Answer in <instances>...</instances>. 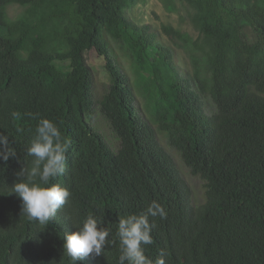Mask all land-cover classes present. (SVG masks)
<instances>
[{"label": "trees", "instance_id": "1", "mask_svg": "<svg viewBox=\"0 0 264 264\" xmlns=\"http://www.w3.org/2000/svg\"><path fill=\"white\" fill-rule=\"evenodd\" d=\"M165 1L188 12L196 38L170 24H136L126 15L134 0H0V132L16 150L0 158V264H71L64 237L89 215L114 243L77 264H118L119 219L152 201L167 212L150 217L154 243L143 247L153 262L264 264V0ZM9 4L26 12L10 17ZM93 48L111 76L100 105L120 139L116 151L89 121L94 78L85 52ZM177 49L191 68L178 64ZM41 117L70 141L67 170L51 183L71 196L46 226L9 195L31 165L27 147ZM161 134L205 181L203 204H194Z\"/></svg>", "mask_w": 264, "mask_h": 264}, {"label": "clouds", "instance_id": "2", "mask_svg": "<svg viewBox=\"0 0 264 264\" xmlns=\"http://www.w3.org/2000/svg\"><path fill=\"white\" fill-rule=\"evenodd\" d=\"M70 141L62 134L58 125L48 118H38L35 136L27 147L26 155L33 157L30 166H23L17 173L19 179L9 193L21 200V212L29 221L42 226L54 220L57 211L66 204L71 196L67 187L51 183L67 170V152ZM16 156V150L10 146L9 136L0 132V158L7 161ZM166 218L165 207L157 201L148 204L140 214L121 217L116 236L119 239L118 264H164L162 259L153 262L143 246L154 243L151 235L156 227L150 217ZM77 231L64 237V254L71 264L86 257H99L104 254L106 246L114 241L109 240L110 230L100 226V221L89 215Z\"/></svg>", "mask_w": 264, "mask_h": 264}, {"label": "rangeland", "instance_id": "3", "mask_svg": "<svg viewBox=\"0 0 264 264\" xmlns=\"http://www.w3.org/2000/svg\"><path fill=\"white\" fill-rule=\"evenodd\" d=\"M5 9L10 17L23 15L26 12V8L17 4H9ZM25 15H27V13ZM126 15L138 25L151 24L153 27L161 29V26L170 24L178 29H181L183 32L188 33L193 38L198 36V32L194 29L190 22L188 12L184 8L174 11L166 4L165 0H134V3L126 9ZM3 32L4 29L0 30V33ZM163 38L169 43V40H167L166 37ZM114 47L117 52L120 65L135 78L133 66L127 59V55L124 50H121L117 46ZM176 56L179 65L185 68H191L189 58L186 56L183 50L177 49ZM85 58L88 65L92 69L94 78L93 88L95 105L89 121L95 127V129L105 137L109 145L116 151L121 146L120 139L113 130L109 119L102 112L100 105V100L111 84V76L109 70L106 68L107 60L106 57L100 55L95 48L87 50L85 52ZM138 82L134 83L138 93L137 107L140 114L145 116L147 112L146 97L142 94ZM160 137L164 147L174 157L182 177L190 186L194 204H203L206 201L205 181L201 177L193 175L190 172L179 151L169 144L167 138H164L162 134Z\"/></svg>", "mask_w": 264, "mask_h": 264}]
</instances>
